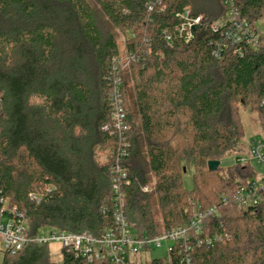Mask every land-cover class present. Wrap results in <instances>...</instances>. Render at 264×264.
I'll return each mask as SVG.
<instances>
[{
	"label": "trees",
	"instance_id": "1",
	"mask_svg": "<svg viewBox=\"0 0 264 264\" xmlns=\"http://www.w3.org/2000/svg\"><path fill=\"white\" fill-rule=\"evenodd\" d=\"M151 0H0V191L27 220V238L42 228L100 237L111 224L104 213L112 199L111 167L121 145L111 123L109 101L112 59L123 34L136 61L133 88L124 89L130 131L124 166L131 185L124 212L138 234L156 236L160 226L151 195L143 192L152 178L164 228L185 224L193 206L218 214L207 221L209 233L222 240L198 248L193 264H264V201L245 209L232 198L246 183L247 166L208 169L240 147L244 124L239 106L256 110L264 131V47H233L215 56L220 34L211 24L224 16L223 0H162L165 10L150 13ZM253 28L264 19V0H234ZM190 8L202 16L194 39L163 31ZM134 113L140 119V130ZM109 149L106 162L98 154ZM249 152V150H248ZM193 165V186L183 185L184 168ZM229 203L222 204L223 198ZM59 264H84L62 251ZM4 264H57L48 245L29 241ZM146 264H165L152 259ZM172 264H180L177 254Z\"/></svg>",
	"mask_w": 264,
	"mask_h": 264
},
{
	"label": "built area",
	"instance_id": "2",
	"mask_svg": "<svg viewBox=\"0 0 264 264\" xmlns=\"http://www.w3.org/2000/svg\"><path fill=\"white\" fill-rule=\"evenodd\" d=\"M226 6L224 16L215 20L211 28L220 34V40L215 43V56L221 59L229 46L234 48L236 55H243V48L250 47L259 50L264 47V37L253 28L245 19L240 17V12L234 0H223ZM165 6L162 0H151L148 4L150 13L163 12ZM177 23L172 31H163L168 43L173 42L177 36L185 43L194 39V31L201 25L203 17H195L190 8L176 14ZM135 38L133 33H128L122 39L123 45L118 43V55L112 59V72L110 76L109 101L112 107L111 123L105 127L111 135L121 137V147L118 149L115 162L111 167L112 173V199L111 204L103 212H110L111 224L107 226L100 237H94L87 232L71 233L60 230H51L47 236L39 231L33 239L27 238L28 223L22 214L18 213L10 198L0 191V264H4L6 254L15 255L31 241L39 245L60 246L63 250L72 252L84 264H142L137 259L142 254H151L165 247L168 252V264H172V255L177 254L180 264H193V255L198 248H212L215 243L223 239L219 233H209L206 229L209 218L218 214V206L208 210H201L193 206L188 221L178 227L164 230L156 236L140 235L129 222L124 212L126 189L131 185L129 172L124 166L128 157L129 143L126 134L130 131L126 111L124 89L129 85L127 77L131 75L132 64L137 60L134 51L128 47V42ZM264 108V99L261 101ZM4 113V100L0 96V117ZM246 158L239 157L236 164L245 165L247 161H254L264 168V138L258 137L250 141ZM250 178L246 183L237 186L232 201L245 209L256 208L264 201V177ZM149 193V186L142 188ZM223 198L222 204L229 203ZM152 260V259H150Z\"/></svg>",
	"mask_w": 264,
	"mask_h": 264
},
{
	"label": "rangeland",
	"instance_id": "3",
	"mask_svg": "<svg viewBox=\"0 0 264 264\" xmlns=\"http://www.w3.org/2000/svg\"><path fill=\"white\" fill-rule=\"evenodd\" d=\"M91 1V0H90ZM96 10L99 13V18H101V22L105 23L107 26H109L112 29V32L115 34L117 41L119 42V45L121 44V46L123 45L122 39H124L125 34L121 33L119 30L114 29L112 26H110V24L108 23L107 19L104 18V16L102 15V13H100V9L98 6H96ZM256 27L257 30L261 33V35L264 37V19L258 21L256 23ZM128 83L129 85L127 86L128 89H132L134 84H133V80L131 75H129L127 77ZM239 113L241 116V119L243 121L244 124V137L241 140L240 143V147L237 148L236 152H232L231 156L225 158L222 162H221V166L222 167H228V166H232L235 165V161L237 158L239 157H243L246 158L245 156L248 155V148L250 145V141L261 137L264 138V131L262 130L261 124H260V120L257 114L256 110H251L250 108H245L243 106H239ZM134 117H135V124L137 126V129L140 130V119L137 115V113H134ZM109 149H105V150H101L98 154L99 160L100 162H106L107 158L109 157ZM246 166H247V171L249 176L252 175V178L257 179L256 177L258 176H263L264 177V168H262L261 166H259L256 162L254 161H247L246 162ZM193 172H194V168L193 165L191 164L188 169L185 171L184 175H183V185L186 189H191L193 186ZM250 179V178H249ZM156 184V180L155 178H152L151 182L148 184L149 186V193L151 195V198L153 199V207L154 209L157 211V216H156V220L157 223L160 226V230H159V234H161L164 230H166L164 228V220L163 217L160 213V206L158 205V202L156 200V195L154 193V187ZM41 231H43L44 233H46V235L48 236L50 234V229L49 228H42ZM51 252H52V260L53 262L59 264L62 262V255L60 253V246H55V245H51ZM1 257V256H0ZM162 259L165 264H168V252L167 249H165V247L158 249L154 252H151V254H142L140 256L137 257L138 260L143 261L142 264H146L148 262H150V259Z\"/></svg>",
	"mask_w": 264,
	"mask_h": 264
},
{
	"label": "water",
	"instance_id": "4",
	"mask_svg": "<svg viewBox=\"0 0 264 264\" xmlns=\"http://www.w3.org/2000/svg\"><path fill=\"white\" fill-rule=\"evenodd\" d=\"M220 166H221V162L220 161H209L208 162V169L211 172L217 171ZM185 171H186V169L184 168V172Z\"/></svg>",
	"mask_w": 264,
	"mask_h": 264
},
{
	"label": "crops",
	"instance_id": "5",
	"mask_svg": "<svg viewBox=\"0 0 264 264\" xmlns=\"http://www.w3.org/2000/svg\"><path fill=\"white\" fill-rule=\"evenodd\" d=\"M52 245H55V246H56V244H52ZM57 246H58V245H57ZM57 246H56V247H57ZM51 247H52V246L50 245V246H49V248H50V252H51ZM59 250H60V248H59ZM51 254H52V252H51ZM51 258H52V255H51Z\"/></svg>",
	"mask_w": 264,
	"mask_h": 264
}]
</instances>
